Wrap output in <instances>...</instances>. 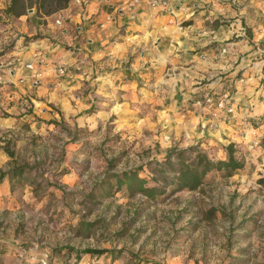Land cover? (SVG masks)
Wrapping results in <instances>:
<instances>
[{"label":"crops","instance_id":"0c3cea01","mask_svg":"<svg viewBox=\"0 0 264 264\" xmlns=\"http://www.w3.org/2000/svg\"><path fill=\"white\" fill-rule=\"evenodd\" d=\"M7 2L0 0L1 130L34 118L63 119L91 131L109 123L131 135L162 124L183 144L220 153L228 143L246 148L255 138L261 144L254 152L264 148L259 0L225 4L219 17L214 0H182L177 15L183 29L145 1L130 14L120 11L124 0H69L51 15L32 8L19 17L2 13ZM234 19L246 27L245 37H233ZM60 65L64 75L57 73ZM226 90L234 99L232 112L197 103ZM9 159L0 149V165ZM10 195L4 179L2 203Z\"/></svg>","mask_w":264,"mask_h":264},{"label":"rangeland","instance_id":"374dc122","mask_svg":"<svg viewBox=\"0 0 264 264\" xmlns=\"http://www.w3.org/2000/svg\"><path fill=\"white\" fill-rule=\"evenodd\" d=\"M238 145L245 166L237 174L195 191H171L160 174L173 175L164 164L168 153L190 147L212 159L223 153L183 144L162 124L141 135L109 123L91 131L63 119L0 129V149L9 147L14 161L27 165L25 185L0 200V264H26L44 249L55 264H264V148ZM193 156V149L185 153ZM135 167L148 185L166 191L161 200L102 196L109 174Z\"/></svg>","mask_w":264,"mask_h":264},{"label":"trees","instance_id":"16d2710c","mask_svg":"<svg viewBox=\"0 0 264 264\" xmlns=\"http://www.w3.org/2000/svg\"><path fill=\"white\" fill-rule=\"evenodd\" d=\"M68 2L69 0H8L7 5L2 9V13L9 17H19L35 8L39 15L47 16L62 10L68 5ZM238 147L239 145L236 143H228L222 147L223 156L216 159L209 158L205 152L196 150L194 147L188 149L194 150V156L189 158L185 157L187 149L174 150L168 153L167 158L164 160V164L172 170V177L166 175L164 171H160V174L162 179L165 180V184L171 188V191H195L201 185L212 182L218 176L229 178L241 171L245 163L238 156ZM3 149L11 158L13 164L8 170L3 171L0 169V184L4 179H7L10 192L14 193L18 187L25 185L27 165L14 161V152L9 147L3 146ZM168 159H172L171 162ZM140 171V167H135L120 173L109 174L99 187L102 196H109L117 192H125L128 196L142 193L149 200H161L166 191L157 184L148 185V179L141 176ZM260 182H264V179H260ZM49 252L52 261L51 250ZM82 252L100 255L106 250L86 248ZM117 258V253L111 255L112 260ZM26 264H30V262L28 261ZM33 264L36 263L33 262Z\"/></svg>","mask_w":264,"mask_h":264},{"label":"built area","instance_id":"2783aa9c","mask_svg":"<svg viewBox=\"0 0 264 264\" xmlns=\"http://www.w3.org/2000/svg\"><path fill=\"white\" fill-rule=\"evenodd\" d=\"M79 2V0H77ZM145 1V3L152 7V8H159L164 10L168 15L169 19L168 22L171 24H175L177 28L183 29L184 25L182 21H178L179 17L177 15V10L179 9V5L182 2V0H124L122 6L120 7L121 12H126V13H133L136 9V7L142 2ZM196 4H204L207 1L210 0H195ZM216 1L220 7H218L215 10L214 15L216 17H219L223 14V5L225 4H236L237 0H214ZM259 7L263 11L264 14V0H259ZM57 24H60L61 21L57 20ZM232 24L236 25L235 30H232V35L233 37H245L247 35V29L246 27L241 23L239 19H234L232 21ZM264 28V26H263ZM222 53L227 52V48L224 46L221 48ZM0 69H1V63H0ZM57 73L60 75H64L66 73V68L63 65H60L57 67ZM41 73H37L36 77H39ZM242 81V79H240ZM5 83V72L0 70V86ZM234 99L232 97V93L228 90L223 91L222 93L215 95L207 94L204 96L203 103L198 101L200 105H205V106H214L219 109H225L227 112H232V103ZM205 125L202 124V128H204ZM167 144L170 145V141ZM261 144V139L260 138H255L252 141H250L247 145V148L250 150L256 149L260 146ZM35 262L36 264H55L54 262L51 261L50 259V252L49 249H44L41 252L38 253L36 258L31 257V262L30 264H33Z\"/></svg>","mask_w":264,"mask_h":264},{"label":"water","instance_id":"95a60500","mask_svg":"<svg viewBox=\"0 0 264 264\" xmlns=\"http://www.w3.org/2000/svg\"><path fill=\"white\" fill-rule=\"evenodd\" d=\"M29 11H32V9H30Z\"/></svg>","mask_w":264,"mask_h":264}]
</instances>
